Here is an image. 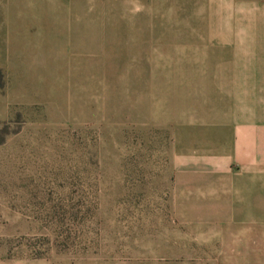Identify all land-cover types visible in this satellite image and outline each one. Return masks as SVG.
<instances>
[{
  "label": "rangeland",
  "instance_id": "1",
  "mask_svg": "<svg viewBox=\"0 0 264 264\" xmlns=\"http://www.w3.org/2000/svg\"><path fill=\"white\" fill-rule=\"evenodd\" d=\"M209 1L1 0L0 264H264V198L193 136Z\"/></svg>",
  "mask_w": 264,
  "mask_h": 264
},
{
  "label": "crops",
  "instance_id": "2",
  "mask_svg": "<svg viewBox=\"0 0 264 264\" xmlns=\"http://www.w3.org/2000/svg\"><path fill=\"white\" fill-rule=\"evenodd\" d=\"M208 4L205 50L195 59L206 62L197 75L205 78L206 114L193 121V136L206 141L207 172L245 175V196L257 201L264 198V0ZM7 14L10 7L0 0V37ZM12 52L9 40L0 41V70L9 79ZM13 58L19 67L21 58Z\"/></svg>",
  "mask_w": 264,
  "mask_h": 264
},
{
  "label": "trees",
  "instance_id": "3",
  "mask_svg": "<svg viewBox=\"0 0 264 264\" xmlns=\"http://www.w3.org/2000/svg\"><path fill=\"white\" fill-rule=\"evenodd\" d=\"M2 87H3V81H2V76L0 74V88H2Z\"/></svg>",
  "mask_w": 264,
  "mask_h": 264
}]
</instances>
